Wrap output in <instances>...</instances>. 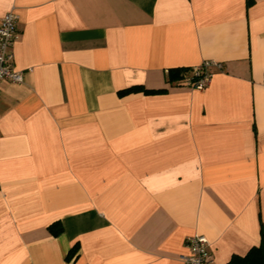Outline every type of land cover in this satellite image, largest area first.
Masks as SVG:
<instances>
[{"label": "crops", "instance_id": "obj_1", "mask_svg": "<svg viewBox=\"0 0 264 264\" xmlns=\"http://www.w3.org/2000/svg\"><path fill=\"white\" fill-rule=\"evenodd\" d=\"M10 11L0 264H184L194 234L226 264L259 244L264 0H0ZM205 62L222 67L203 89L168 79ZM132 86L158 91L119 94Z\"/></svg>", "mask_w": 264, "mask_h": 264}, {"label": "built area", "instance_id": "obj_2", "mask_svg": "<svg viewBox=\"0 0 264 264\" xmlns=\"http://www.w3.org/2000/svg\"><path fill=\"white\" fill-rule=\"evenodd\" d=\"M19 36L16 25V14L12 11L0 19V82L4 79L20 81L21 74L16 70L13 60L12 44ZM211 66L221 68V63L205 62L200 66L191 67L190 73L176 81L183 86L203 89L209 83L212 70ZM205 236L194 234L185 240L187 252L181 256L184 264H212V254L208 248Z\"/></svg>", "mask_w": 264, "mask_h": 264}, {"label": "trees", "instance_id": "obj_3", "mask_svg": "<svg viewBox=\"0 0 264 264\" xmlns=\"http://www.w3.org/2000/svg\"><path fill=\"white\" fill-rule=\"evenodd\" d=\"M190 71L191 67L170 69L167 72L169 77L168 79L173 81L176 85H181L176 83V81L179 80L184 75V73H190ZM140 89L147 93H154L158 91L144 89L140 86H132L119 91V94L124 95ZM49 230L54 236H56L61 233L62 226L58 222H55L49 226ZM73 252L74 249L71 248L67 254V259L71 257ZM226 264H264V232H261L260 242L257 246L251 247L244 255H232Z\"/></svg>", "mask_w": 264, "mask_h": 264}]
</instances>
